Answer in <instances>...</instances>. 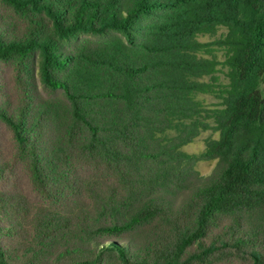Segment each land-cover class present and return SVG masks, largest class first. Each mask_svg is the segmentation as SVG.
<instances>
[{
	"label": "trees",
	"instance_id": "16d2710c",
	"mask_svg": "<svg viewBox=\"0 0 264 264\" xmlns=\"http://www.w3.org/2000/svg\"><path fill=\"white\" fill-rule=\"evenodd\" d=\"M0 6V264H264V0Z\"/></svg>",
	"mask_w": 264,
	"mask_h": 264
},
{
	"label": "rangeland",
	"instance_id": "374dc122",
	"mask_svg": "<svg viewBox=\"0 0 264 264\" xmlns=\"http://www.w3.org/2000/svg\"><path fill=\"white\" fill-rule=\"evenodd\" d=\"M1 8H2V10L1 9L0 10L2 11V13L9 18V13H8L9 10H7L3 7H1ZM225 33H226L225 29H220L216 35L201 36L200 40H202V41H214V40L220 38L221 36H223ZM0 68L2 70V76L0 77V81L2 78L8 79L9 78L8 67L7 66H1ZM218 74L221 76V79L223 81H226L225 75L223 72H220ZM7 86L9 87V84L8 85L6 84V87ZM40 90L43 94H46V91L44 89L41 88ZM208 102L212 105H217L220 102V99L213 97V96H209ZM215 137H217V134L213 133L212 131H205L199 137H197L193 143L187 145L185 147V149L189 152H201L205 149L207 141L209 139L215 138ZM215 165H216L215 161H202L197 165V168L201 173L207 174V173H210L213 171V169L215 168ZM24 186H25V188L28 189L27 183H25Z\"/></svg>",
	"mask_w": 264,
	"mask_h": 264
}]
</instances>
